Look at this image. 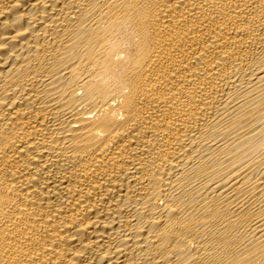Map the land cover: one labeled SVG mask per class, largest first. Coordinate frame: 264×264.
Segmentation results:
<instances>
[{"label":"bare ground","instance_id":"obj_1","mask_svg":"<svg viewBox=\"0 0 264 264\" xmlns=\"http://www.w3.org/2000/svg\"><path fill=\"white\" fill-rule=\"evenodd\" d=\"M0 264H264V0H0Z\"/></svg>","mask_w":264,"mask_h":264}]
</instances>
